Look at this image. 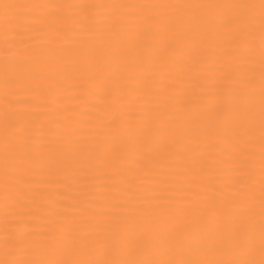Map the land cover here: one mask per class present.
Instances as JSON below:
<instances>
[{
  "label": "snow or ice",
  "instance_id": "1",
  "mask_svg": "<svg viewBox=\"0 0 264 264\" xmlns=\"http://www.w3.org/2000/svg\"><path fill=\"white\" fill-rule=\"evenodd\" d=\"M0 264H264V0H0Z\"/></svg>",
  "mask_w": 264,
  "mask_h": 264
}]
</instances>
